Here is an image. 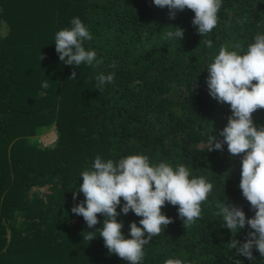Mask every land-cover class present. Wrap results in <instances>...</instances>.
Listing matches in <instances>:
<instances>
[{
  "label": "trees",
  "instance_id": "trees-1",
  "mask_svg": "<svg viewBox=\"0 0 264 264\" xmlns=\"http://www.w3.org/2000/svg\"><path fill=\"white\" fill-rule=\"evenodd\" d=\"M168 13L154 0H0V264H129L109 254L98 233L84 239L102 227V214L89 229L71 209L85 199L80 193L74 200L73 193L97 155L118 160L140 153L152 163L189 166L214 185L202 218L187 228L178 206L166 203L162 212L173 223L145 246L140 264L168 258L264 264L255 248L254 260L235 255L228 247L233 235L215 215L226 198L248 218L255 213L239 188L241 157H232L226 143L223 151L207 150L209 136L232 113L206 83L221 46L246 49L264 33V0H223L217 26L203 37L193 11H179L175 19ZM74 17L91 32L84 46L102 64L73 68L60 61L55 34ZM175 26L184 29L183 38L164 39ZM74 70L76 79H69ZM113 72V82L97 89L96 77ZM253 119L264 125V109ZM50 126L57 132L52 144L29 139ZM140 219L131 211L118 217L127 237ZM249 231L246 226L235 239L243 243Z\"/></svg>",
  "mask_w": 264,
  "mask_h": 264
},
{
  "label": "clouds",
  "instance_id": "clouds-1",
  "mask_svg": "<svg viewBox=\"0 0 264 264\" xmlns=\"http://www.w3.org/2000/svg\"><path fill=\"white\" fill-rule=\"evenodd\" d=\"M154 4L167 7L170 19H175L179 11H193L192 24L203 37L217 26L223 0H154ZM70 24L55 34L60 61L73 68L85 63L88 66H93L94 62L97 66L102 64V59H96L97 53L84 46L85 41L92 39L85 23L74 17ZM183 36L184 29L179 26L163 33L166 40H178ZM204 43L208 48L213 46L211 40ZM232 49L221 46L213 62L207 66L209 94L221 104L229 105L232 113L227 125L219 133L209 136L207 150L223 151L226 143L232 157H241L239 188L255 214L248 218L242 206L230 204L226 198L224 202H217L215 215L233 235L228 242L229 249H235L237 256L254 260L253 248L264 257V125H257L253 119L258 109H264V33H257L254 42L246 49L241 44L232 45ZM43 58L42 55L41 60ZM112 67L115 68V63ZM76 77L74 70L69 79L75 80ZM96 79L97 89L102 90L103 85L113 82L114 72L101 73ZM41 87L47 89L48 82L44 81ZM81 177L82 183L73 193V199L80 193L85 199L73 206L72 213L82 216L89 229L101 223L98 214L105 217L102 227L88 231L84 239L91 241L98 233L109 254H115L129 264H140L145 256V246L173 223V218L162 212L166 203L178 206L179 217L187 228L202 218V204L208 200L214 187L205 176L193 175L189 166L178 164L174 167L163 161L152 163L143 153L118 160L97 155ZM122 199L124 203L118 211ZM130 211L141 219L139 226L137 222H131L129 238L122 231L124 224L118 217ZM246 226L250 231L241 243L235 236ZM164 264L195 262L187 258H168ZM236 264L241 261L237 260Z\"/></svg>",
  "mask_w": 264,
  "mask_h": 264
},
{
  "label": "rangeland",
  "instance_id": "rangeland-1",
  "mask_svg": "<svg viewBox=\"0 0 264 264\" xmlns=\"http://www.w3.org/2000/svg\"><path fill=\"white\" fill-rule=\"evenodd\" d=\"M56 136V129L53 126H50L47 129H43L38 133L32 135L29 139L41 145H49L55 141Z\"/></svg>",
  "mask_w": 264,
  "mask_h": 264
}]
</instances>
